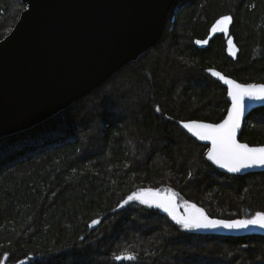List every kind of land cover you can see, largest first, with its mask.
<instances>
[{"label":"trees","instance_id":"obj_1","mask_svg":"<svg viewBox=\"0 0 264 264\" xmlns=\"http://www.w3.org/2000/svg\"><path fill=\"white\" fill-rule=\"evenodd\" d=\"M24 8L0 0V40ZM226 15L235 55L223 32H211ZM207 68L264 83V0H175L154 47L65 109L0 138V264H264L262 235L185 229L158 207L124 203L159 189L212 217L264 212V171L216 169L176 122L224 117L226 88ZM239 139L264 144V106L247 115ZM122 253L136 258H114Z\"/></svg>","mask_w":264,"mask_h":264},{"label":"water","instance_id":"obj_2","mask_svg":"<svg viewBox=\"0 0 264 264\" xmlns=\"http://www.w3.org/2000/svg\"><path fill=\"white\" fill-rule=\"evenodd\" d=\"M20 1L25 8L9 33L0 40V138L29 129L65 109L154 47L162 36L175 0ZM230 25L227 26V34L224 33L226 39ZM210 70L238 84H264L239 82L218 69H205L226 88L227 111L232 105L228 96L229 86ZM261 106H264V100L245 99L244 116L236 132L239 143L248 144L239 139L244 120L253 109ZM227 111L215 123L197 119L176 122L197 142L207 146L205 157L216 169L230 175L264 171V166L242 168L239 172L221 167L208 159L211 141L201 140L183 127L184 123L192 121L219 124ZM175 203L177 215L183 216L185 213L180 211L176 200ZM158 208L173 218L169 212ZM207 216L216 220H234ZM197 230L220 235L264 236V228L256 225L242 229L217 227Z\"/></svg>","mask_w":264,"mask_h":264},{"label":"snow or ice","instance_id":"obj_3","mask_svg":"<svg viewBox=\"0 0 264 264\" xmlns=\"http://www.w3.org/2000/svg\"><path fill=\"white\" fill-rule=\"evenodd\" d=\"M232 22L231 16H222L212 25L211 32H223L227 34L228 25ZM208 40H197L200 45L208 44ZM229 52L235 55V45L232 37L228 36ZM212 71V70H210ZM214 76L219 77L229 86L228 96L231 97L232 105L227 111L226 117L219 124H206L198 121L184 123L183 127L192 132L201 140L211 141L212 147L208 150L209 160L228 169L231 172H239L242 168L264 166V146L249 147L248 144L239 143L236 139V132L239 129L244 116L245 99L264 100V84H238L236 81L228 79L219 72L212 71ZM159 111V109H157ZM175 193L168 190L161 193L159 189H141L128 196L124 203L131 200H139L144 204H155L169 212L173 219H176L185 229L217 228L242 229L250 225L264 228V212H257L248 219L237 220H216L210 219L202 208H197L194 204L185 202L186 212L183 216H178L175 203ZM93 224L97 221H93ZM5 257L7 254H4ZM116 260L136 258L134 254H120L114 257ZM22 264V262H21Z\"/></svg>","mask_w":264,"mask_h":264},{"label":"rangeland","instance_id":"obj_4","mask_svg":"<svg viewBox=\"0 0 264 264\" xmlns=\"http://www.w3.org/2000/svg\"><path fill=\"white\" fill-rule=\"evenodd\" d=\"M228 49H229V45H228ZM167 191H163L162 193H166ZM175 200L177 202V196H175ZM178 206H179V209H181V212L182 213H185L186 212V207H185V201L183 202H177ZM188 204H191V203H188ZM197 207V206H196ZM198 208V207H197Z\"/></svg>","mask_w":264,"mask_h":264},{"label":"bare ground","instance_id":"obj_5","mask_svg":"<svg viewBox=\"0 0 264 264\" xmlns=\"http://www.w3.org/2000/svg\"><path fill=\"white\" fill-rule=\"evenodd\" d=\"M184 131V130H183ZM190 136V135H189Z\"/></svg>","mask_w":264,"mask_h":264}]
</instances>
